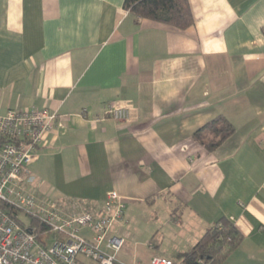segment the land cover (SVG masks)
<instances>
[{"label": "crops", "instance_id": "0c3cea01", "mask_svg": "<svg viewBox=\"0 0 264 264\" xmlns=\"http://www.w3.org/2000/svg\"><path fill=\"white\" fill-rule=\"evenodd\" d=\"M123 2L0 0V115H58L30 189L99 204L116 191L118 223L166 211L180 264L225 218L243 238L219 264H264V0H188L185 28ZM109 102L128 118L106 116ZM218 116L234 131L208 149L194 133Z\"/></svg>", "mask_w": 264, "mask_h": 264}, {"label": "built area", "instance_id": "2783aa9c", "mask_svg": "<svg viewBox=\"0 0 264 264\" xmlns=\"http://www.w3.org/2000/svg\"><path fill=\"white\" fill-rule=\"evenodd\" d=\"M105 115L122 121L129 108L109 102ZM57 118L42 108H10L0 115V264H125L116 257L125 237L111 233L124 220V198L116 191L98 204L56 202L30 189L28 165ZM149 264L173 262L153 256Z\"/></svg>", "mask_w": 264, "mask_h": 264}, {"label": "trees", "instance_id": "16d2710c", "mask_svg": "<svg viewBox=\"0 0 264 264\" xmlns=\"http://www.w3.org/2000/svg\"><path fill=\"white\" fill-rule=\"evenodd\" d=\"M123 8L136 18H147L177 28H185L192 23L188 0H124ZM233 131L232 124L218 116L200 127L194 136L206 148L213 149ZM242 238L232 222L220 218L180 255V259L183 264H219L240 244Z\"/></svg>", "mask_w": 264, "mask_h": 264}, {"label": "rangeland", "instance_id": "374dc122", "mask_svg": "<svg viewBox=\"0 0 264 264\" xmlns=\"http://www.w3.org/2000/svg\"><path fill=\"white\" fill-rule=\"evenodd\" d=\"M167 216L166 211L161 209L139 208V211L134 212V217L131 220L129 218L127 223L114 224L111 233L125 237L123 246L116 253L117 259L125 264H148L151 257L159 256L180 264L179 259L170 255L169 247L174 242V234L169 230L172 227L166 222ZM21 218L25 222L29 221L26 217L21 216ZM162 231L167 234H162ZM80 234L89 236L90 232L81 229ZM163 235L165 238L162 242Z\"/></svg>", "mask_w": 264, "mask_h": 264}]
</instances>
